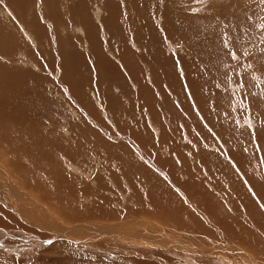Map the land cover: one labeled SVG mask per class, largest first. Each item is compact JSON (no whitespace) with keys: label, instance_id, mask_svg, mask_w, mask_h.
<instances>
[{"label":"rangeland","instance_id":"374dc122","mask_svg":"<svg viewBox=\"0 0 264 264\" xmlns=\"http://www.w3.org/2000/svg\"><path fill=\"white\" fill-rule=\"evenodd\" d=\"M6 1L0 173L47 217L3 254L264 264V0Z\"/></svg>","mask_w":264,"mask_h":264},{"label":"bare ground","instance_id":"6f19581e","mask_svg":"<svg viewBox=\"0 0 264 264\" xmlns=\"http://www.w3.org/2000/svg\"><path fill=\"white\" fill-rule=\"evenodd\" d=\"M6 1V0H5ZM8 3L7 1L5 2V4ZM9 7V6H8ZM6 6L5 10L3 11V13L5 15H8L10 16V12H12L10 9L11 8H8ZM18 8V7H17ZM18 11V10H17ZM20 14V13H19ZM14 15V13L12 12V16ZM14 17H16V19H18L19 23L21 24L20 25V28L22 29L21 32L23 31L25 35L31 37L34 33L33 31H30L29 29H27V25L25 26V24L21 21V19H19V15L18 17L16 15H14ZM9 18V17H8ZM43 18V17H42ZM17 21V20H16ZM29 30V31H28ZM22 32V33H23ZM34 37V35H33ZM36 40V39H35ZM9 42V41H8ZM3 144V143H2ZM4 145V144H3ZM6 145V144H5ZM8 145V144H7ZM6 145V146H7ZM11 149V148H10ZM8 150V149H6ZM5 151V150H4ZM3 153V152H2ZM8 154V152H7ZM6 156V155H5ZM4 156V158H5ZM2 157V156H1ZM10 157V156H9ZM7 159V158H6ZM5 161V160H4ZM10 162V161H8ZM8 166V164H6ZM12 168V167H11ZM10 171V170H9ZM11 173V172H10ZM12 175V174H11ZM8 176V177H7ZM11 178V176L9 175L8 172H6V175L5 174H2L0 173V226L2 227H6V228H9L8 227V223H6V219L7 220H10V224L11 223H14V227H16V223L20 220H25L26 223L28 225H31L33 226L34 228H39L41 227V222L42 220H39L40 214H43V216H46V211L45 209L42 210L40 209L39 207H35L34 208L32 207V199L29 197L28 195V191L26 190H21V189H18L17 185L15 186L13 181H10L9 179ZM17 180V179H16ZM144 182V181H143ZM20 183V182H19ZM19 185V184H18ZM167 191V189L165 190ZM168 193V192H167ZM16 197L15 199H13V197ZM167 197V196H166ZM35 205V204H34ZM37 205V204H36ZM47 209V208H46ZM48 212V211H47ZM47 217V216H46ZM6 218V219H5ZM44 218V217H42ZM49 218V217H48ZM72 219V218H71ZM3 220H5L3 222ZM50 220V218H49ZM51 221V220H50ZM69 222V221H68ZM19 226L21 225L19 222H18ZM49 223H47L48 225ZM4 225V226H3ZM44 225V223H43ZM13 226V225H12ZM51 226H54L53 224ZM13 227V228H14ZM50 227V226H49ZM19 228V227H18ZM1 230V229H0ZM46 230V229H45ZM5 232V231H4ZM10 234V233H9ZM3 235V233H2ZM1 235V237H2ZM5 235V234H4ZM24 235V234H23ZM6 236V235H5ZM25 236V235H24ZM15 238V237H14ZM37 239V238H36ZM40 240V239H39ZM40 242V241H39ZM193 242V241H192ZM191 243V242H190ZM197 244V241L195 242ZM3 244H6V241L5 243ZM12 245L13 242L9 243V245ZM199 244V243H198ZM8 245V244H6ZM10 245V246H11ZM211 245V244H210ZM2 246V245H1ZM32 248V247H31ZM12 249V248H11ZM15 249V248H14ZM85 257V259H90V256L94 255L89 252H87L86 250H82L80 248H77ZM3 250V248L0 247V264H14L16 261L14 259V257H6V255L3 254V252L1 251ZM10 250V248H9ZM98 250V249H97ZM206 250V249H204ZM13 251V250H12ZM16 251V249L14 250ZM13 251V252H14ZM19 251V250H17ZM6 252H8L6 250ZM25 252V251H24ZM111 252V251H110ZM121 253V251H119ZM152 252V251H151ZM10 253V252H9ZM28 253V252H27ZM249 253V252H248ZM247 253V254H248ZM20 254V253H18ZM51 254H54L55 253H52ZM50 253L48 255L52 256ZM63 254V253H62ZM239 254V253H238ZM244 254V253H243ZM249 255V254H248ZM247 255V256H248ZM5 256V257H4ZM45 256V255H44ZM57 256V254L55 255ZM95 257H97L95 255ZM237 257V256H236ZM243 257V256H242ZM232 258V257H231ZM231 258L229 260H231ZM239 259L241 257H238ZM256 258V257H255ZM47 259V258H46ZM169 259V258H168ZM236 259V258H235ZM238 259V260H239ZM92 260V259H91ZM94 260H97L99 262H102V263H106L105 261H103L101 258H95ZM93 260V261H94ZM167 261V259H166ZM197 261V260H196ZM242 261V259H241ZM244 261V260H243ZM28 262V261H27ZM123 262V261H122ZM224 262V261H223ZM249 262V261H248ZM36 263V262H35ZM238 263V262H237ZM46 264H49V263H46ZM232 264V263H231ZM245 264V263H244Z\"/></svg>","mask_w":264,"mask_h":264}]
</instances>
